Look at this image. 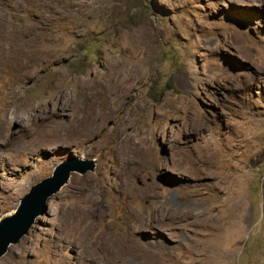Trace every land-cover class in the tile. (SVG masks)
Listing matches in <instances>:
<instances>
[{
  "label": "rangeland",
  "instance_id": "obj_1",
  "mask_svg": "<svg viewBox=\"0 0 264 264\" xmlns=\"http://www.w3.org/2000/svg\"><path fill=\"white\" fill-rule=\"evenodd\" d=\"M0 48V219L60 163L95 162L0 264L76 263L130 206L165 245L119 264H264V0H0ZM100 77L126 87L115 102ZM90 189L95 211L77 204Z\"/></svg>",
  "mask_w": 264,
  "mask_h": 264
},
{
  "label": "bare ground",
  "instance_id": "obj_2",
  "mask_svg": "<svg viewBox=\"0 0 264 264\" xmlns=\"http://www.w3.org/2000/svg\"><path fill=\"white\" fill-rule=\"evenodd\" d=\"M108 81H110V80L106 79V77H100V81H99L98 86H97V92L99 94L102 93L104 95H108L110 97L109 100L111 102H115V99H116L115 97H116L118 91L122 90L124 88V86H123V84H121L119 86H117V84H116V86H113L112 83H110V84L106 83ZM104 102H105V100H102L101 103H100L101 110H102ZM101 110H99L98 120L97 121H96V119L94 120V121L98 122V124L89 130V132H88L89 135L95 134L97 132H100L101 130L104 131V126L105 125L102 126V121H106L107 118H108V115L103 112L104 110L103 111H101ZM127 124L128 123L125 120V122L122 123V126L126 127ZM125 135H126L125 131L124 130L121 131V133L117 136V139L115 140V146H116L117 150L126 149L125 154H129L132 157L133 156L136 157L138 155V152H140L142 150V148L134 140H131L129 138L127 140H125L124 137L122 139H120V136H125ZM127 149H129V150H127ZM130 150H133V151H130ZM125 175L128 176V175H131V174L126 173ZM116 184L120 188L119 190H117L119 192L118 194L120 195V198H125L129 202H134L137 198H139V196H136L137 193H131V192L128 191V185H127L128 181L125 180L122 177L121 173H120V176L118 177V180H117ZM155 186L156 185L154 184V189H155ZM154 189H151V191H152L151 194L154 193V191H155ZM88 192L89 193L86 194V197L84 199H81V200L77 199V200H79V202L77 204L78 205H83V204L85 205V203L88 202V203L92 204L91 208L93 207L92 210L95 211V209L97 208L96 200L95 201H91V200H94L95 190L90 189ZM91 208H89V209H91ZM142 214L144 215V219H142ZM142 214H137L135 211H133L132 207L130 206L128 208L127 214H126L127 217H129V218H127V226L128 227L126 229L125 234H123V236H114V235H106V234L102 236L101 233L95 234L93 237L89 238L90 239L89 246L87 244L86 247H84V249L82 248L83 249V253L81 252V255L78 258L77 262L73 263V264H97L98 263L97 260L94 258V256L92 254H90V253H93V252L100 253V254L106 253L108 255L110 254L111 257L115 256L114 258H111L109 256L111 258L110 262H112L114 264L125 263V262H127L126 259H124V258L121 259V258H119L116 255L118 252H121V253L122 252H135V253H138L139 251H142V252H145V253H152L153 249L160 248L161 246L164 247V245H165L164 243H163L164 245L162 243L155 242V241H148L146 243V242L143 241V239L141 240L138 236H136V233L138 231L142 230L147 223L150 224V222H153L152 221L153 217H150L149 215H146L145 212H142ZM94 216H95V213H94ZM94 221H92V223ZM90 225H91V223H90ZM93 227H95V225ZM90 233H91V231H90ZM87 235H88V233H87ZM106 254H105V256H106ZM63 263L64 264H68V263H65V261L63 262L62 259L59 258V260H58V262L56 264H63ZM69 264H71V263H69Z\"/></svg>",
  "mask_w": 264,
  "mask_h": 264
},
{
  "label": "water",
  "instance_id": "obj_3",
  "mask_svg": "<svg viewBox=\"0 0 264 264\" xmlns=\"http://www.w3.org/2000/svg\"><path fill=\"white\" fill-rule=\"evenodd\" d=\"M94 168L93 160L69 159L60 163L51 176L33 185L18 207L0 219V258L11 244L18 243L29 233L39 216L46 213L50 198L68 182L73 171L85 173Z\"/></svg>",
  "mask_w": 264,
  "mask_h": 264
}]
</instances>
